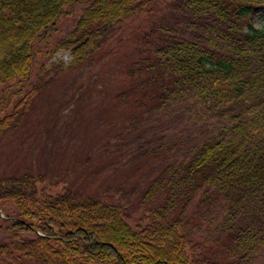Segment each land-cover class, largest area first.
I'll return each instance as SVG.
<instances>
[{"label": "trees", "instance_id": "16d2710c", "mask_svg": "<svg viewBox=\"0 0 264 264\" xmlns=\"http://www.w3.org/2000/svg\"><path fill=\"white\" fill-rule=\"evenodd\" d=\"M80 1L0 0V141L115 27L161 12L116 93L134 111L117 148L150 157L132 188L145 186L142 211L130 218L121 187L51 192L31 171L0 175V264H264V26L253 23L264 0H88L50 49L72 60L32 82L34 41Z\"/></svg>", "mask_w": 264, "mask_h": 264}, {"label": "rangeland", "instance_id": "374dc122", "mask_svg": "<svg viewBox=\"0 0 264 264\" xmlns=\"http://www.w3.org/2000/svg\"><path fill=\"white\" fill-rule=\"evenodd\" d=\"M87 2H78L59 17L55 29L34 41L32 82H44L54 75L51 62L67 64L72 60L66 48L52 53L50 49L73 27ZM158 15L161 12L152 11L127 19L105 37L104 49L95 61L71 67L36 93L17 127L0 141V175L31 171L39 178L38 186L51 192L65 184L95 195L119 196L116 189L121 187L122 192L130 191V218L135 221L140 216L138 200L145 186L132 188L147 170L150 157L133 158L130 145L117 148V134L131 129L134 111L129 101L117 99L116 93L127 86L124 70L128 61L138 56V50L133 49L137 36L149 27L148 19H159ZM253 23L264 26L263 11L253 17Z\"/></svg>", "mask_w": 264, "mask_h": 264}]
</instances>
